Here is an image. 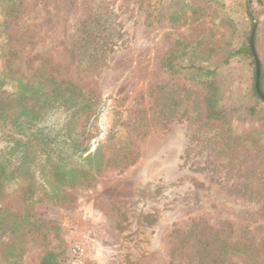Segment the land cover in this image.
<instances>
[{
	"label": "rangeland",
	"instance_id": "obj_1",
	"mask_svg": "<svg viewBox=\"0 0 264 264\" xmlns=\"http://www.w3.org/2000/svg\"><path fill=\"white\" fill-rule=\"evenodd\" d=\"M245 1L0 3V71L7 67L30 76L47 60L56 80L92 94L96 110L75 125L88 148L72 164L88 168L86 155L99 149L103 155L98 173L62 187L55 204L43 198L25 207L17 191L0 200V208L34 225L23 237L21 264H39L48 250L67 264L75 244L84 247V264H195L189 257L198 242L215 237L252 251L249 260L234 254L230 264H264V108L258 120L237 112L228 113L226 122L207 120L202 78L164 67L181 41L190 43L197 57L186 63L204 62L212 70L239 45L237 34L248 30ZM247 1L256 31H262L264 5ZM86 15H104L118 42L90 69L68 52ZM181 59L179 52L176 61ZM233 68L235 75L225 69L212 77L222 99L218 105H229L233 79L243 88L241 69ZM0 91L11 94L14 83ZM62 116L55 112L45 122ZM251 135L257 145L230 139Z\"/></svg>",
	"mask_w": 264,
	"mask_h": 264
},
{
	"label": "trees",
	"instance_id": "obj_2",
	"mask_svg": "<svg viewBox=\"0 0 264 264\" xmlns=\"http://www.w3.org/2000/svg\"><path fill=\"white\" fill-rule=\"evenodd\" d=\"M259 1L264 5V0ZM243 7L248 30L237 34L239 45L212 70L204 62L195 64L193 60L197 61V57L190 43L176 41L165 58L164 67L168 71H185L202 78L199 82L207 86L204 98L207 120L226 122L228 113L233 117L235 112L236 116L249 120L261 118L264 103L256 93L255 61L249 47L253 26L249 1L246 0ZM105 24L104 15H86L74 30L69 56L80 60L85 69L103 63L118 44L113 34L115 30L108 29ZM117 37H120L119 33ZM253 45L260 66L259 89L264 95V29L255 32ZM179 52L182 59L178 63ZM186 58L193 60L186 63ZM233 67L241 69L243 88L238 77L233 79L230 92L234 95H228L229 105H218L222 99L218 97L212 77L225 69L235 75ZM55 70L44 60L30 76L7 67L0 71V90L6 83H14L11 94L0 91V200L17 191L25 207L40 203L43 198L55 204L61 197L62 187L81 184L103 166L100 149L84 157L89 163L88 168L72 164L74 157H82L88 148L83 143L86 139L76 132V122L82 115L96 110L97 105L92 94L86 95L82 87L67 80H56ZM55 112L63 113L59 122L46 123L48 116ZM230 139L236 142L249 140L252 145H257L254 135ZM29 225L33 224L26 223L21 214L0 208V264H21L25 251L23 237L30 230ZM198 245L189 257L195 264H230L234 254L244 255L248 260L253 255L249 246L228 244L218 237L198 242ZM39 264L66 263L58 253L48 250L40 257Z\"/></svg>",
	"mask_w": 264,
	"mask_h": 264
},
{
	"label": "water",
	"instance_id": "obj_3",
	"mask_svg": "<svg viewBox=\"0 0 264 264\" xmlns=\"http://www.w3.org/2000/svg\"><path fill=\"white\" fill-rule=\"evenodd\" d=\"M256 28H257V20L254 19L252 30H251V33L249 36V47H250V50L253 54V58L255 61V75H256L255 89H256V93H257L258 97L261 99V101L264 103V95L261 93V91L259 89L260 66H259V61H258L256 54H255L254 45H253V38H254Z\"/></svg>",
	"mask_w": 264,
	"mask_h": 264
},
{
	"label": "built area",
	"instance_id": "obj_4",
	"mask_svg": "<svg viewBox=\"0 0 264 264\" xmlns=\"http://www.w3.org/2000/svg\"><path fill=\"white\" fill-rule=\"evenodd\" d=\"M85 250L82 244H75L71 247L67 264H84Z\"/></svg>",
	"mask_w": 264,
	"mask_h": 264
}]
</instances>
